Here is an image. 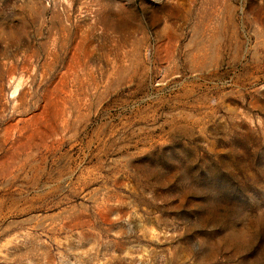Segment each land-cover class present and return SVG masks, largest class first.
Returning <instances> with one entry per match:
<instances>
[{
  "label": "rangeland",
  "instance_id": "rangeland-1",
  "mask_svg": "<svg viewBox=\"0 0 264 264\" xmlns=\"http://www.w3.org/2000/svg\"><path fill=\"white\" fill-rule=\"evenodd\" d=\"M0 264H264V0H0Z\"/></svg>",
  "mask_w": 264,
  "mask_h": 264
}]
</instances>
